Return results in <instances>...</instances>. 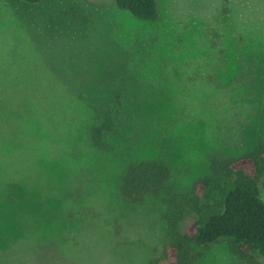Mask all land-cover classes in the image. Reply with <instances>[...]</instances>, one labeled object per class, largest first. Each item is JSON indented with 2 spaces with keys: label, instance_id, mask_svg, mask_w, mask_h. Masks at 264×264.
Returning a JSON list of instances; mask_svg holds the SVG:
<instances>
[{
  "label": "rangeland",
  "instance_id": "1",
  "mask_svg": "<svg viewBox=\"0 0 264 264\" xmlns=\"http://www.w3.org/2000/svg\"><path fill=\"white\" fill-rule=\"evenodd\" d=\"M158 6L146 22L114 0H0V264H149L165 208L119 198L125 167L161 156L184 191L264 139V0ZM117 95L100 153L91 105ZM198 264L244 262L221 241Z\"/></svg>",
  "mask_w": 264,
  "mask_h": 264
},
{
  "label": "trees",
  "instance_id": "2",
  "mask_svg": "<svg viewBox=\"0 0 264 264\" xmlns=\"http://www.w3.org/2000/svg\"><path fill=\"white\" fill-rule=\"evenodd\" d=\"M114 3L142 21L155 22L159 15L158 0ZM120 98L105 96L91 105L87 140L97 152L114 149V137L127 117ZM207 168L184 191L171 190L173 171L161 156L130 163L119 176L123 202L140 205L152 198L164 204L161 218L167 236L149 264H198L206 250L221 241L244 264H264V139L241 155L210 159Z\"/></svg>",
  "mask_w": 264,
  "mask_h": 264
}]
</instances>
